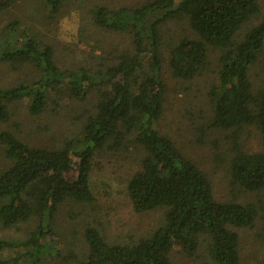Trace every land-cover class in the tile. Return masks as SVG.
Returning <instances> with one entry per match:
<instances>
[{
  "label": "trees",
  "instance_id": "obj_1",
  "mask_svg": "<svg viewBox=\"0 0 264 264\" xmlns=\"http://www.w3.org/2000/svg\"><path fill=\"white\" fill-rule=\"evenodd\" d=\"M67 1L43 0L51 15ZM11 3L0 0V12ZM87 10L99 52L76 69L61 66L53 46L20 20H8L0 32V64L31 73L6 86L0 81V122L23 99L32 115L67 101L88 104L76 132L57 147L32 145L13 127L0 128V227L9 232L0 237V264H264V247L253 262L242 256L240 233L259 221L254 236L264 242V84L253 87L249 77L264 51L259 0H146ZM176 21L186 33L167 31L168 24L178 29ZM112 35L120 45L105 41ZM208 65L216 67L207 92L209 127L226 132L229 185L256 193L251 202L216 200L206 171L157 128L164 67L187 81ZM252 131L260 147L247 151L242 137ZM104 149L136 154L126 196L136 212L159 208L163 217L146 236L108 242L103 220L91 211L113 207L90 189ZM65 202L74 205L67 208L69 234L56 225Z\"/></svg>",
  "mask_w": 264,
  "mask_h": 264
},
{
  "label": "rangeland",
  "instance_id": "obj_2",
  "mask_svg": "<svg viewBox=\"0 0 264 264\" xmlns=\"http://www.w3.org/2000/svg\"><path fill=\"white\" fill-rule=\"evenodd\" d=\"M143 1L146 0H68L57 14L51 15L47 12L48 8L43 0H12V3L0 12V32L8 20H20L23 25L28 24L33 31L38 30L39 35L53 46L54 58L61 66L76 69L80 65L92 64L94 62L92 57L99 52L97 45L99 33L92 32L87 9L98 3L135 5ZM259 2L264 11V0ZM178 26L177 29V26L168 24L166 28L167 31L170 29L172 35L187 32V26L181 22ZM103 35L101 34L102 37ZM105 41L116 45L121 42V38L119 35H112ZM262 59L264 51L249 71L253 87L264 84ZM215 69L214 65H208L200 75L186 81L173 77L164 67L165 108L157 128L177 142L181 152L206 171L216 200L236 198L238 201L251 202L254 201L256 193L229 185L231 178L227 158H230L231 152L226 132L209 127L207 92L214 79ZM30 75L31 73L27 72L16 73L0 64L2 86L10 84L9 81L27 79ZM26 104V99L12 103L10 119L4 123L0 122V128L11 126L30 144L51 148L57 147L65 135V138H69L76 132L83 119V112L88 107L86 101H67L65 103L67 105L63 103L55 109L49 105L43 112L32 115L27 112ZM245 135L242 137L245 150L259 149L260 142L256 132L252 131L251 134ZM135 156L136 154H127L123 150L107 149L96 154L98 164L90 175V189L95 198L101 199L102 205L109 199L113 207L111 213V209L104 211L103 206L102 212L91 211L96 218L103 220L102 233L108 242L121 243L146 236L163 219L162 209L159 208L136 212L126 196L125 184L130 174L128 168L132 166L130 161L134 160ZM69 206L74 205L65 202L56 216V225L62 230L61 234H69L73 225L67 220ZM76 222L80 224L79 220ZM256 224L251 230H240V233L243 232L242 256L252 262L256 258L254 255L260 254L264 247L263 240L254 236L260 226L259 221ZM2 236H9V232L0 227V237ZM179 258L177 255L176 259Z\"/></svg>",
  "mask_w": 264,
  "mask_h": 264
}]
</instances>
